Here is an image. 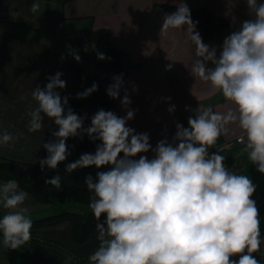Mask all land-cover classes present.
<instances>
[{
    "label": "clouds",
    "instance_id": "obj_1",
    "mask_svg": "<svg viewBox=\"0 0 264 264\" xmlns=\"http://www.w3.org/2000/svg\"><path fill=\"white\" fill-rule=\"evenodd\" d=\"M246 3L252 19L224 39L219 55L215 47L203 42L183 0L175 12L164 16L161 33L184 28L188 32L195 48L191 74L210 82L233 106L225 112L212 106L194 109L188 127L176 124L171 142L161 139L153 148L148 133H137L128 126L135 110L129 107L127 91L120 101L127 110L125 116L100 109L89 127H84L86 114L74 113L68 97L57 91L66 87L63 73L47 77L43 88L37 85L32 91L35 106L28 112V131H40L45 117L58 127L52 132L54 139L43 143L47 156L39 161L42 171L45 166L56 170L67 159L69 138L83 139L87 134L92 141H101L94 154H82L65 169L71 173L91 166L109 168L98 171L95 180L91 174L85 178L98 241L87 264H260L253 255L262 244L259 210L252 199L256 185L248 176L229 170L219 151H209L228 133L229 125L238 124L244 133L238 138L241 155L264 174V0ZM30 10L38 13L40 0H32ZM70 54L80 62L74 50ZM97 59L110 57L98 52ZM112 80L106 92L118 99L123 74ZM97 90L93 83L77 93V99ZM167 110L174 112L175 105ZM12 140L11 133L0 131V146ZM149 151L151 159L140 155ZM45 184L61 190V176ZM27 198L15 179L0 183V208L4 210L0 245L5 249H20L32 238L33 221L24 206ZM102 216L106 217L103 221ZM72 260L67 256L65 264Z\"/></svg>",
    "mask_w": 264,
    "mask_h": 264
},
{
    "label": "crops",
    "instance_id": "obj_2",
    "mask_svg": "<svg viewBox=\"0 0 264 264\" xmlns=\"http://www.w3.org/2000/svg\"><path fill=\"white\" fill-rule=\"evenodd\" d=\"M183 2L191 8L207 7L212 13L228 19L238 30L244 21L252 19L246 0ZM31 3L32 0H0L2 19L33 23L40 17L36 33L0 25V131L7 130L13 136L7 146H0V157L39 164L47 156L43 143L54 139L52 132L58 130V127L45 117L40 131H28V112L35 106L32 91L37 85L43 88L48 82L47 77L61 72L66 87L57 91L62 97L67 96L70 100L86 104L91 95L77 99V93L101 79L105 70L87 59L77 62L70 54V49L73 50L71 44L58 34L52 36L41 33L40 30L48 27L44 17H38L44 1L40 0L39 13L31 12ZM180 3L181 0H69L63 7L66 21L57 26L59 31L65 29L76 39L85 33L92 19L95 29H108L114 45L131 54L133 66L128 72L120 97L113 99L106 111H112L120 117L125 116L127 110L120 101L127 91L131 99L129 107L135 110L134 119L128 121V126L137 133H148L153 148L161 139L171 142L177 123L188 127L187 121L194 109L212 106L215 111L225 112L233 107L225 100L209 103L220 93L212 88L210 82L191 74L195 48L186 28L161 33L163 18L170 13L160 4L178 6ZM196 31L205 44L217 49L219 55L224 40L215 38L205 41L197 25ZM169 64L172 65L170 70L167 68ZM133 86L138 90L133 91ZM169 97L170 100L167 99ZM172 105H175V110L169 113L167 109ZM90 124L91 117L86 115L84 127H89ZM228 127V133L222 135L209 151L244 135L238 124ZM66 143L70 155L56 170L70 185L87 188L85 178L89 174L95 180L98 171L109 170L107 166L100 169L91 166L67 173L65 169L68 163L76 161L84 153L94 154L98 144L97 140L92 141L87 134L83 139L69 138ZM140 155H147L149 159L153 157L151 151ZM135 158L138 159L139 155ZM5 182L7 181L0 179V183ZM24 206L28 207L32 220L48 214L47 207L40 206L29 193ZM3 212L0 208L1 215ZM105 218H101V221ZM36 232L38 236L57 242L82 257H88L98 247L96 230L86 242L76 243L70 222L39 228ZM30 249L33 264H65L70 255L60 247L41 241L32 242ZM259 251L264 254V237ZM0 264H9V249L2 246ZM71 264L84 263L73 257Z\"/></svg>",
    "mask_w": 264,
    "mask_h": 264
},
{
    "label": "trees",
    "instance_id": "obj_3",
    "mask_svg": "<svg viewBox=\"0 0 264 264\" xmlns=\"http://www.w3.org/2000/svg\"><path fill=\"white\" fill-rule=\"evenodd\" d=\"M68 1L69 0H60V9L56 12L57 15L51 7L56 26L66 21L63 7ZM160 6L169 13L175 12L177 9V5L160 4ZM188 8L190 9L192 20L197 22L196 25L200 29L205 41H211L215 38L224 40L232 32L238 30L228 19L212 13L207 7ZM0 25L15 29H26L33 33L37 32L33 25L23 20L0 19ZM58 35L69 44L72 43L74 46L73 50L76 52H88L94 54L96 57L98 52H102L106 57H110V59L101 61L110 63L114 67V76L123 74L125 85L128 72L133 66L132 56L130 53L114 45L108 29H95L93 27V20L90 19L88 29L80 37L73 39L70 33L65 29H61ZM111 83H113V80ZM112 100L113 99L110 98L105 91L99 110H106V107ZM223 100L225 99L220 93L209 103L221 102ZM85 105L84 102L68 99V106L78 115L86 114L84 111ZM241 148L242 147H237L229 152L228 158L232 161L235 156L238 155V160L240 162L242 161L246 166V169L243 171L244 175L248 176L256 185V191L252 199L256 201L259 210L260 238L262 240L264 237V174H261L257 170L256 166L248 160L246 155H241ZM57 174H59L57 170L48 169L46 166L42 171L40 164L15 161L0 157V179L4 181L15 179L19 183L20 189L32 195L40 206H46L48 209L47 215L32 220L31 240L20 249H9V264H33V255L30 245L34 241H41L52 246L60 247L80 262L87 264L88 257L79 256L57 242L38 236L36 232L39 228L70 222L73 225V238L75 242L82 244L86 242L96 230L97 220L89 207L91 193L87 191V188L70 185L60 174L61 190H57L52 185L45 184V180L51 179ZM0 218H2L1 214ZM101 218H103V216ZM0 240H2V234H0ZM1 246L2 245H0V247ZM253 255L260 261V264H264V254L261 251L253 253Z\"/></svg>",
    "mask_w": 264,
    "mask_h": 264
},
{
    "label": "water",
    "instance_id": "obj_4",
    "mask_svg": "<svg viewBox=\"0 0 264 264\" xmlns=\"http://www.w3.org/2000/svg\"><path fill=\"white\" fill-rule=\"evenodd\" d=\"M50 1V0H49ZM41 33L46 34V35H52L55 36L58 34L59 30L57 26L55 25L54 18H53V13L51 10V7H49L48 10V27L46 29L40 30ZM72 49H74L73 44L71 43ZM76 52V51H75ZM76 54L84 57L91 63L103 68L105 70V75L99 79L96 84L98 85V90L91 94L88 102L85 105L84 111L86 114H88L90 117H92L100 108V105L103 101L105 91L110 85L112 78L115 74L114 67L107 62L98 60L97 57L88 52H76ZM101 141L97 140V144H100ZM123 155V154H121Z\"/></svg>",
    "mask_w": 264,
    "mask_h": 264
},
{
    "label": "built area",
    "instance_id": "obj_5",
    "mask_svg": "<svg viewBox=\"0 0 264 264\" xmlns=\"http://www.w3.org/2000/svg\"><path fill=\"white\" fill-rule=\"evenodd\" d=\"M243 135H240L238 137H236L235 139H231L229 141H227L226 143H224L221 146H218L212 150H210L211 152H215V151H219V153L223 156H225V165L229 168V170L234 171L236 174H243L244 175V170L246 169L245 164L241 161L238 160V155L235 156V158L230 161L228 158V154L229 152H231L233 149L237 148V147H242V144H240L238 142V138L241 137Z\"/></svg>",
    "mask_w": 264,
    "mask_h": 264
},
{
    "label": "rangeland",
    "instance_id": "obj_6",
    "mask_svg": "<svg viewBox=\"0 0 264 264\" xmlns=\"http://www.w3.org/2000/svg\"><path fill=\"white\" fill-rule=\"evenodd\" d=\"M41 1H44V3H43V7H41V12L40 13L38 12L39 13L38 17L42 15V17H44L43 19L45 20V23L48 26V10H49V7H52L54 12H55V14H56V12L60 9V0H50V1L49 0H41ZM52 8H51V10H52ZM39 18H38V21H35L33 23L32 22H27V21H24V22H26V23H28L30 25H33V27L35 29H38L39 28V23H38L39 22ZM0 19H2V18H0ZM80 57H81L82 60H85L84 57H82V56H80Z\"/></svg>",
    "mask_w": 264,
    "mask_h": 264
}]
</instances>
